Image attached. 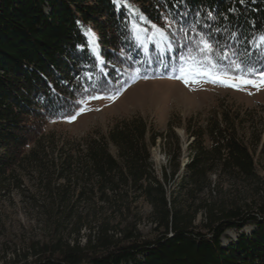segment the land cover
<instances>
[{
  "label": "trees",
  "instance_id": "obj_1",
  "mask_svg": "<svg viewBox=\"0 0 264 264\" xmlns=\"http://www.w3.org/2000/svg\"><path fill=\"white\" fill-rule=\"evenodd\" d=\"M165 18L176 22L166 29L176 33L171 49L136 38L133 25L150 34V25L165 27ZM199 35L220 52L234 51L230 59L264 68V45L256 47L264 0H0V189L35 165L57 184L52 190L48 181L57 201L46 206L48 217L58 227L73 221L76 236L73 243L56 238L26 264H264V141L240 134L245 122L236 112L188 121L193 155L174 192L166 171L162 179L155 174L150 154L168 134L180 153L172 129L155 132L135 116L79 140L59 141L45 130L75 115L83 105L77 101L116 95L140 76L173 73L182 46ZM206 193L209 199H201ZM143 206L155 226L148 238L137 229ZM228 232L238 235L224 246Z\"/></svg>",
  "mask_w": 264,
  "mask_h": 264
},
{
  "label": "rangeland",
  "instance_id": "obj_2",
  "mask_svg": "<svg viewBox=\"0 0 264 264\" xmlns=\"http://www.w3.org/2000/svg\"><path fill=\"white\" fill-rule=\"evenodd\" d=\"M174 75L178 73L159 78L140 76L118 94L108 96L111 98H90L75 113L74 120L67 118L50 122L45 128L46 133L54 134L59 141L79 140L95 132L106 134L116 121L135 116L153 125L155 132L166 135L172 129L180 139L179 154L176 141L169 134L168 143L158 139L155 146L150 148L154 172L162 179L166 171L169 192L178 189L185 175L184 169L193 155L188 148L191 140L188 142L184 130L189 120L205 122L215 114L236 112L245 122L239 130L240 134L246 139L257 141L261 138L264 141V87L257 90L247 86L237 90L204 80L186 85L182 80L172 78ZM82 108L83 111H80ZM49 164V160L43 163L46 168H49ZM35 169V165L26 166L6 187L0 189V264L30 263L37 258L39 250L46 245L51 246L56 238L68 243L76 239L71 233L73 221H65L63 227H58L55 219L48 217L46 206H56L57 203L54 197L49 196L48 181L51 184L49 189L54 190L57 184L53 177L47 179L45 175L40 176ZM210 179L213 189L218 182L217 176L211 174ZM218 185L224 191L231 187L224 180ZM201 199H209L208 194ZM138 213L142 217L137 227L139 233L143 237H151L155 226L149 219L150 208L143 206ZM203 219L200 213L195 224L201 225ZM251 230V227L245 228L246 233ZM90 234L89 227L82 229L81 245L86 244ZM237 235L236 232L226 233L223 245L228 246L236 240Z\"/></svg>",
  "mask_w": 264,
  "mask_h": 264
},
{
  "label": "snow or ice",
  "instance_id": "obj_3",
  "mask_svg": "<svg viewBox=\"0 0 264 264\" xmlns=\"http://www.w3.org/2000/svg\"><path fill=\"white\" fill-rule=\"evenodd\" d=\"M240 2L243 3L244 0H240ZM140 20L147 22V18L143 15H140ZM175 23L174 20L165 18V27L151 24L150 34L147 28L137 25H133V28L138 40L142 39V36H147L148 39H154L157 43L167 46V49H171L173 37L176 36V33L170 34L166 29H171ZM179 31L183 32L184 39H187V31L184 28H180ZM89 34L92 35L90 30ZM261 45H264V35L259 37V43L256 44V47L260 48ZM182 47L185 50L179 56V63L172 67L173 72L178 73V75H174L172 78L180 79L186 85L204 80L237 90L247 86L255 87L257 90L264 87V68L256 69L254 65L244 60L230 59V57L236 55L234 51L225 49L220 52L204 35H199V39L192 44H185ZM223 61L228 63H222ZM135 71L137 74L140 72L139 69ZM103 98L101 96L91 97V99ZM77 103L85 104L86 101L80 100ZM80 111H83V108ZM68 119L74 120L75 116H69Z\"/></svg>",
  "mask_w": 264,
  "mask_h": 264
}]
</instances>
